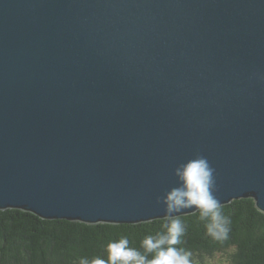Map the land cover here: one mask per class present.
<instances>
[{"label":"water","instance_id":"95a60500","mask_svg":"<svg viewBox=\"0 0 264 264\" xmlns=\"http://www.w3.org/2000/svg\"><path fill=\"white\" fill-rule=\"evenodd\" d=\"M197 155L264 213V0H0V209L165 218Z\"/></svg>","mask_w":264,"mask_h":264},{"label":"trees","instance_id":"16d2710c","mask_svg":"<svg viewBox=\"0 0 264 264\" xmlns=\"http://www.w3.org/2000/svg\"><path fill=\"white\" fill-rule=\"evenodd\" d=\"M231 220L223 243L207 236L199 212L178 216L185 235L176 247L193 253L194 264H264V213L251 197L222 205ZM164 218L138 223L89 224L69 219H46L18 208L0 209V264H79L81 257L107 261V244L127 236L141 248L147 235L162 230ZM224 257L212 262L210 258Z\"/></svg>","mask_w":264,"mask_h":264},{"label":"clouds","instance_id":"9594fccd","mask_svg":"<svg viewBox=\"0 0 264 264\" xmlns=\"http://www.w3.org/2000/svg\"><path fill=\"white\" fill-rule=\"evenodd\" d=\"M177 185L159 197L165 206L162 230L147 235L139 249L131 247L127 236L107 244V261L100 257L91 260L81 257L79 264H194L193 253L176 247L185 235V226L178 213L184 209H195L199 220L204 222L207 236L223 243L229 239L231 220L222 210L215 195V169L202 155L179 163L175 170Z\"/></svg>","mask_w":264,"mask_h":264},{"label":"rangeland","instance_id":"374dc122","mask_svg":"<svg viewBox=\"0 0 264 264\" xmlns=\"http://www.w3.org/2000/svg\"><path fill=\"white\" fill-rule=\"evenodd\" d=\"M222 257H224V255L222 253H218V254H216L215 257L210 258V259L212 260V262H215L217 260H220Z\"/></svg>","mask_w":264,"mask_h":264}]
</instances>
